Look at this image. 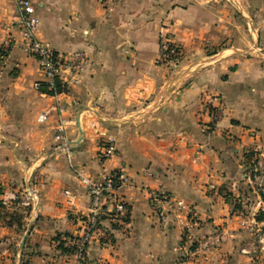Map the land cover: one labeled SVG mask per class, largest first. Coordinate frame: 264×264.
<instances>
[{
    "label": "crops",
    "instance_id": "0c3cea01",
    "mask_svg": "<svg viewBox=\"0 0 264 264\" xmlns=\"http://www.w3.org/2000/svg\"><path fill=\"white\" fill-rule=\"evenodd\" d=\"M15 1L0 0V264H76L64 239L83 232L90 198L70 161L94 177L123 168L130 182L117 192L125 212L102 219L110 244L94 238L84 264L246 261L240 229L264 204V0H31L36 37L89 59L58 97L33 88L43 78ZM162 36L182 49L174 70L157 63ZM57 102L65 147L55 112L38 121ZM108 138L116 153L100 159ZM28 188L32 207L10 199ZM151 190L197 217L160 222Z\"/></svg>",
    "mask_w": 264,
    "mask_h": 264
},
{
    "label": "built area",
    "instance_id": "2783aa9c",
    "mask_svg": "<svg viewBox=\"0 0 264 264\" xmlns=\"http://www.w3.org/2000/svg\"><path fill=\"white\" fill-rule=\"evenodd\" d=\"M16 10L19 19L21 39L23 49L37 60L38 68L42 76L41 81L33 84V88L40 90L45 86L46 91L58 97L65 91L68 84H78L88 66V56L82 50L71 52L56 51L50 43L39 40L36 31L40 24V19L36 14V9L31 0H16ZM9 42L0 45V57L4 56L9 49ZM183 52L181 47L172 39L162 36L159 44V55L157 63L165 68L174 70L182 61ZM67 75L64 78V74ZM146 89L142 90L145 92ZM55 112L58 116L57 134L55 140L65 147L64 137L65 125L70 122L63 117L65 108L57 102L54 106L41 112L38 116L39 122H44L50 114ZM216 112L215 115H217ZM60 147V145H58ZM116 143L114 138H108L100 150V159H108L115 155ZM69 154V152H68ZM256 167L263 168L261 163H256ZM70 168L80 183L87 190L90 198L89 212L83 220V232L78 237L64 239L67 247L71 249V255L76 260V264H84L86 251L94 238H99L101 242L110 244L111 238L102 225V219L109 209V213L114 217L125 212V204L117 192L129 185V178L125 169L115 170L103 177H94L84 170L71 164ZM264 171V168H263ZM254 172H257L254 170ZM263 181V179H262ZM0 189V196H1ZM69 195V191H65ZM19 205L30 208L36 203L37 196L34 191L28 188L23 197L13 194L10 198ZM149 199L157 218L160 222H165L168 213L172 212L177 222L181 223V216L186 214L191 220L197 217L195 211L185 202L173 194L163 190L149 191ZM8 200H1L2 205H6ZM185 226V225H184ZM190 226H186L189 230Z\"/></svg>",
    "mask_w": 264,
    "mask_h": 264
},
{
    "label": "rangeland",
    "instance_id": "374dc122",
    "mask_svg": "<svg viewBox=\"0 0 264 264\" xmlns=\"http://www.w3.org/2000/svg\"><path fill=\"white\" fill-rule=\"evenodd\" d=\"M261 189L263 190L259 192L264 201V182ZM246 215L250 221L240 229L239 234L241 241L239 248L244 250L246 255V261L242 264H264V204L255 211H248Z\"/></svg>",
    "mask_w": 264,
    "mask_h": 264
},
{
    "label": "water",
    "instance_id": "95a60500",
    "mask_svg": "<svg viewBox=\"0 0 264 264\" xmlns=\"http://www.w3.org/2000/svg\"><path fill=\"white\" fill-rule=\"evenodd\" d=\"M30 229H31V226H29V227L26 229V232H25V234H24V236H23V238H22V240H21V243H20V249L23 248V246H24V244H25L26 237H27V235H28L29 232H30ZM19 261H21V256H20V258H19Z\"/></svg>",
    "mask_w": 264,
    "mask_h": 264
},
{
    "label": "trees",
    "instance_id": "16d2710c",
    "mask_svg": "<svg viewBox=\"0 0 264 264\" xmlns=\"http://www.w3.org/2000/svg\"><path fill=\"white\" fill-rule=\"evenodd\" d=\"M41 89H43V90H44V88H41ZM45 91H46V89H45ZM70 252H71V249H70Z\"/></svg>",
    "mask_w": 264,
    "mask_h": 264
}]
</instances>
